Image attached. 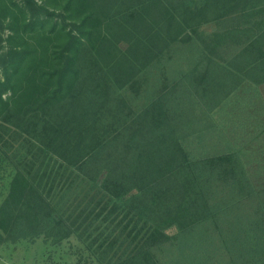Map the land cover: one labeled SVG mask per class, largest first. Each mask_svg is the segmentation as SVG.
Segmentation results:
<instances>
[{"label": "trees", "instance_id": "trees-1", "mask_svg": "<svg viewBox=\"0 0 264 264\" xmlns=\"http://www.w3.org/2000/svg\"><path fill=\"white\" fill-rule=\"evenodd\" d=\"M22 1L0 0V163L14 172L0 241L76 237L98 264H165V247L237 209L238 259L264 264V188L239 155L193 157L168 94L140 110L112 102L182 46L194 55L184 96L263 84L264 0Z\"/></svg>", "mask_w": 264, "mask_h": 264}, {"label": "rangeland", "instance_id": "rangeland-1", "mask_svg": "<svg viewBox=\"0 0 264 264\" xmlns=\"http://www.w3.org/2000/svg\"><path fill=\"white\" fill-rule=\"evenodd\" d=\"M14 1L23 4L22 0ZM215 29L214 24L204 26L206 32ZM9 35L7 22L0 23V55L8 47ZM191 49L192 47L185 46L173 48L160 63L140 74L137 92L132 89L116 90L113 92L112 102L123 98L135 110H140L150 101L168 94L181 124L180 134L185 137L183 144L193 157L233 151L242 159L257 186L264 188V83L257 85L247 81L228 99L219 98V102L201 100L197 95L190 96L188 93L184 96L185 88L193 85L187 78L194 63ZM99 81L109 84L106 79ZM191 89L193 91V87ZM13 173L10 167L0 163V206L9 194ZM256 209L257 203H249L248 213L244 215L250 219L257 218ZM236 212L238 213L237 209ZM236 212L230 211L228 215L215 221L198 225L190 231L188 239L183 243L165 247L161 259L165 264H243L238 259L242 246L234 245L230 241V223L236 221ZM178 232L176 227L168 230L171 235ZM248 233L251 239L249 242H253L256 239L255 232L250 230ZM254 244L250 243V246ZM182 253L187 254V258L184 259ZM0 264L98 262L76 237L56 244L42 236L35 240L0 241Z\"/></svg>", "mask_w": 264, "mask_h": 264}]
</instances>
